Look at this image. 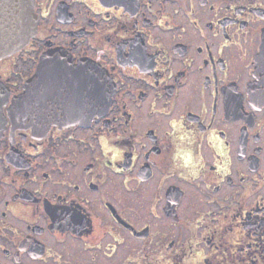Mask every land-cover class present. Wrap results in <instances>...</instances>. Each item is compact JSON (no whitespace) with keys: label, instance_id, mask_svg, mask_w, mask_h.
Wrapping results in <instances>:
<instances>
[{"label":"flooded vegetation","instance_id":"1","mask_svg":"<svg viewBox=\"0 0 264 264\" xmlns=\"http://www.w3.org/2000/svg\"><path fill=\"white\" fill-rule=\"evenodd\" d=\"M32 10L0 57V264H264V0Z\"/></svg>","mask_w":264,"mask_h":264},{"label":"water","instance_id":"2","mask_svg":"<svg viewBox=\"0 0 264 264\" xmlns=\"http://www.w3.org/2000/svg\"><path fill=\"white\" fill-rule=\"evenodd\" d=\"M35 29V17L32 10V0H0V57L8 55L25 44ZM47 54L40 58L39 74L42 70ZM97 91L103 82L104 73L98 68ZM94 75L92 76V78ZM90 81V75L85 78ZM96 81V78H94ZM27 88L17 100V105H26ZM98 106H103V97L99 96ZM99 110L98 112H100ZM25 114V113H23ZM85 116V115H82Z\"/></svg>","mask_w":264,"mask_h":264}]
</instances>
